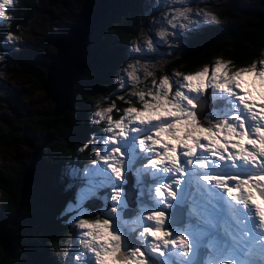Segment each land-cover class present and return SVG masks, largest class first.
Returning <instances> with one entry per match:
<instances>
[{
    "label": "snow or ice",
    "instance_id": "snow-or-ice-1",
    "mask_svg": "<svg viewBox=\"0 0 264 264\" xmlns=\"http://www.w3.org/2000/svg\"><path fill=\"white\" fill-rule=\"evenodd\" d=\"M13 3L0 7V18ZM188 11L177 9L172 20L189 19ZM243 73L264 85V60L230 72L218 59L211 69L176 80L174 92L173 81L164 77L149 90L150 99L138 94L142 108L129 107L115 121L108 117L109 135L101 137L103 148L72 210L84 201L91 207L100 196L111 203L99 212L103 219L78 218L84 251L76 264H204L198 251L210 252L212 264H251L241 257L253 247L264 256V206L257 203V193L264 201V94L257 110L241 88ZM208 89L211 110L204 98ZM126 174H133L138 190L134 219L126 212Z\"/></svg>",
    "mask_w": 264,
    "mask_h": 264
},
{
    "label": "rangeland",
    "instance_id": "rangeland-1",
    "mask_svg": "<svg viewBox=\"0 0 264 264\" xmlns=\"http://www.w3.org/2000/svg\"><path fill=\"white\" fill-rule=\"evenodd\" d=\"M60 1L63 2L61 3ZM80 1L37 0L39 10L36 11L26 25L16 26L15 32L7 33L2 39L1 47L3 53L0 56V133L13 129L17 133V137L23 141L0 148V170L10 176L16 175L19 170L18 167L20 165L23 166L22 159L24 156H28L33 150V141L36 138L30 139L27 137L30 134L31 136H38L41 130L40 122L45 118L44 113L53 107V101L44 98L42 90L33 91L31 87L32 83L25 76L12 75V73L9 75L6 72L11 67L16 68L30 63L34 69H39L43 73L44 67L38 64L41 61L37 62L32 53L36 52L37 58H39L37 54H44V47L42 46L43 34L59 30L65 26L76 13ZM260 1L115 0L114 6H112L113 12L125 13L126 11L140 17L139 21L136 19L132 20L140 24L137 27L138 32L133 34L132 39L126 41L125 55L116 67L111 80L113 85H111L110 90L98 94L99 96H95L86 103L90 104V109L88 110L89 123H94L93 125L95 126L91 125L92 128L89 129L88 136L83 144L75 141L72 145L75 151L79 149V153L85 151L88 154L85 159L86 162L84 161L82 165L66 162L65 165L60 166V177L57 182V184L62 183L61 190L72 186L71 195L67 197L58 215H64V219L75 228V234L79 236L80 241L82 232L77 227L78 218L90 220L96 218L103 219L105 217L100 216L99 212L103 210L105 205H110L111 203L110 199L105 200L100 196L97 200L101 202V205L96 209H86L84 204L88 201H84L79 211L72 210L77 203V192L88 183L89 177L87 171L97 163L98 157L96 153L103 148L101 137L106 138L109 135L107 132V128L109 127L108 117L110 116L115 121L120 119L124 111L129 107L142 108L143 102L139 99L138 94L143 92L145 93V99H150L148 95L149 90L158 88L159 81L164 77H168L173 81L174 92L176 88L175 81L183 75L202 71L206 66L211 69L218 59L228 63L225 57L219 55L205 62L201 67L191 70L190 73H182L178 69L173 68L170 61L178 54H183L206 39H212L219 43V41L223 40L220 39L222 35L233 33L237 28L251 23L255 16L264 14V7L260 6ZM6 2L7 0H0V7ZM133 2L136 4L131 5ZM250 2H254L256 6L246 7L245 5ZM261 2L263 3V1ZM132 7L137 9L133 10ZM177 9H190L187 12L189 19L177 18L172 20ZM7 10L6 17L0 18V24L6 26L9 25ZM197 13L200 14L197 15ZM204 13H208L210 16L215 15L218 22L205 19ZM116 20H119L117 16ZM170 20H172V23H169ZM222 22L226 25H224L225 30H222L221 35L214 33L209 35L203 34L204 28L207 25L220 27V25H223L221 24ZM182 25L187 26L182 27ZM161 32L164 33L163 36L159 35ZM9 36H11V39H9ZM15 37H19V39H15ZM200 39L203 40L199 41ZM227 40L230 43V37H227ZM260 60H264V54L261 55ZM252 64L247 67H250ZM257 64L259 65V62ZM166 68L172 69V71L167 73ZM129 73H133V76H130ZM176 73H179L180 76H176ZM239 81L241 88L250 94L249 100L254 99L256 101L258 110L261 104V96L264 94V85L251 73H243ZM211 91V89L207 90L210 98ZM71 98L64 110L68 109ZM109 108L112 111L106 113L105 110ZM211 109L209 108L208 110ZM97 112L104 113L103 117H97ZM129 175L132 181L133 174ZM132 187V183L131 185H127L129 211L126 209V212L129 217L134 219L139 206L136 202L132 201ZM135 192H138V190H135ZM258 201L260 202L257 193ZM1 202L0 196V207ZM260 204L263 205V201ZM132 207L135 209L134 215H132L130 209ZM191 211L192 205L189 202L188 205L184 206L183 210L187 214L184 226H187L189 223V213ZM17 219L18 217L10 219V222L15 223ZM79 250L84 251L82 245L78 247L76 255ZM198 253L201 254L200 251ZM201 256L204 264H212L213 257L210 255V252H204ZM241 259L250 261L251 264H264V256L260 254L259 250L251 253V257H247V254H245ZM220 264H223V262L221 261Z\"/></svg>",
    "mask_w": 264,
    "mask_h": 264
},
{
    "label": "trees",
    "instance_id": "trees-1",
    "mask_svg": "<svg viewBox=\"0 0 264 264\" xmlns=\"http://www.w3.org/2000/svg\"><path fill=\"white\" fill-rule=\"evenodd\" d=\"M263 1V3L261 2ZM259 3L264 7V0ZM115 0H109L110 10L97 21L96 29L90 39V55L85 59V66L78 80L71 89V102L68 109L58 115H52L51 110L44 113L41 121V130L38 136L27 138L34 139L33 150L39 148L41 155L38 180L29 186L21 199L20 186L24 169L27 166L31 153L22 159L16 175L10 176L0 170V264H76V253L81 244L79 236L75 234V228L64 219V215H58L67 197L71 195L72 186L61 190L62 183L57 184L60 177V166L69 163L82 165L88 156L85 151L80 153L72 146L75 141L83 144L88 136L92 123H89L88 113L90 104H86L95 96L110 90L112 78L118 63L125 55L126 41L133 38L140 25L133 19L140 20L138 15L130 12H113ZM136 4L135 2L131 5ZM77 7L74 16L59 30L45 32L42 38L44 54L32 53L35 60L44 67L42 73L34 69L32 64L20 67H11L6 72L12 75H22L32 83L33 91H40L39 85L45 74V65L54 53L51 45L56 35L65 27L70 26L75 15L80 10ZM246 7L256 6L254 2L247 3ZM133 10L137 8L132 7ZM39 10L37 0H15L8 7L9 25L0 24V56L3 53L2 39L7 33L15 32L16 26H25L26 23ZM119 20H116V16ZM220 27L207 25L203 34L221 35L225 30L223 22ZM131 33V34H129ZM200 35V34H199ZM230 37V43L227 40ZM221 41L216 42L206 39L192 49L178 54L171 61L173 68L182 73H190L191 70L201 67L215 56H223L228 60L230 71L234 72L247 67L252 63H258L264 54V14L257 15L249 24L241 26L235 32L222 35ZM203 39H200L201 41ZM43 57V58H42ZM172 69H167L170 73ZM211 108L214 102L209 99ZM220 104V101H216ZM92 125V126H91ZM24 136V134L22 133ZM23 142L17 137L13 129L0 133V148L8 147L15 143ZM131 189V188H130ZM132 201L134 188L132 187ZM71 199V198H70ZM18 212V219L11 224L10 218ZM135 212L133 208L131 210ZM53 253V256H52Z\"/></svg>",
    "mask_w": 264,
    "mask_h": 264
},
{
    "label": "water",
    "instance_id": "water-1",
    "mask_svg": "<svg viewBox=\"0 0 264 264\" xmlns=\"http://www.w3.org/2000/svg\"><path fill=\"white\" fill-rule=\"evenodd\" d=\"M108 10H110L109 0H81L80 10L71 25L61 30L52 42L54 53L45 65V74L38 87L44 92V98L53 101L52 115L62 113L69 103L72 86L82 73L86 64L85 59L90 55L89 40L96 29L97 21ZM204 95L208 101L207 108L209 109L211 108L210 95L207 91ZM39 154V148L33 150L24 169L20 186L21 199L27 188L38 180L41 161ZM128 176L130 181L128 185H131V177L129 174ZM89 204V201L86 202L84 207L94 210L101 205V202L95 199L93 206L89 207ZM127 210L129 211V209ZM16 217H18L17 211L10 219ZM197 259H201V254H197Z\"/></svg>",
    "mask_w": 264,
    "mask_h": 264
},
{
    "label": "clouds",
    "instance_id": "clouds-1",
    "mask_svg": "<svg viewBox=\"0 0 264 264\" xmlns=\"http://www.w3.org/2000/svg\"><path fill=\"white\" fill-rule=\"evenodd\" d=\"M213 17H214V19H213ZM209 19L218 22L217 17L215 15H211L209 17ZM15 39H19V37H15Z\"/></svg>",
    "mask_w": 264,
    "mask_h": 264
},
{
    "label": "flooded vegetation",
    "instance_id": "flooded-vegetation-1",
    "mask_svg": "<svg viewBox=\"0 0 264 264\" xmlns=\"http://www.w3.org/2000/svg\"><path fill=\"white\" fill-rule=\"evenodd\" d=\"M133 202H135V201H133ZM131 210L133 209V207L132 208H130ZM132 212V211H131ZM132 215H134V212H132ZM52 256H53V253H52ZM76 257H78V255L76 256Z\"/></svg>",
    "mask_w": 264,
    "mask_h": 264
},
{
    "label": "bare ground",
    "instance_id": "bare-ground-1",
    "mask_svg": "<svg viewBox=\"0 0 264 264\" xmlns=\"http://www.w3.org/2000/svg\"><path fill=\"white\" fill-rule=\"evenodd\" d=\"M260 202H262L261 200H260ZM259 201L257 202V203H260ZM262 206H264V201H263V205ZM258 219V218H257ZM264 231V230H263ZM211 255V254H210Z\"/></svg>",
    "mask_w": 264,
    "mask_h": 264
}]
</instances>
